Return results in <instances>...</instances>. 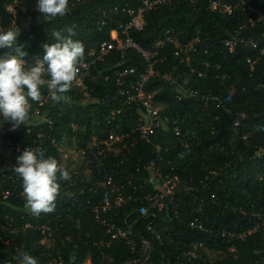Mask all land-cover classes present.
<instances>
[{"label": "trees", "instance_id": "obj_1", "mask_svg": "<svg viewBox=\"0 0 264 264\" xmlns=\"http://www.w3.org/2000/svg\"><path fill=\"white\" fill-rule=\"evenodd\" d=\"M12 1L14 0H0V25L10 24L12 17L6 11V5ZM116 3L135 6L138 0H81L68 6L69 12L66 15L49 20L39 18L36 12L20 11L13 24V27L19 28L17 44L24 46V50L29 53L26 58L32 61L34 56H42L43 43L55 42L53 30L67 34L66 29L71 27L75 32L73 38L88 46L98 37H108L110 26L97 28L94 23L101 8ZM254 4L259 9H264V0H256ZM22 15L26 21L25 27L21 26ZM245 15V12H237L232 16H222L208 10L206 0H195L194 3L190 0H173L167 6L144 14L145 27L141 31L133 32L134 39L142 47H150L167 29L175 30L181 38H190L196 32L206 36L203 45L213 46L207 53L197 55L192 65L202 70L208 63L205 68L207 74L194 84L220 94L231 110L226 113L211 102L204 105L199 99L177 101L172 87L162 79L152 81L150 88L157 90L154 99L166 104L165 112L173 118L177 117L182 129H196L198 138L192 140L188 148L178 149L172 130L160 129L157 131L155 143L138 142L131 154L113 155L103 166L112 168V175L119 182L131 179L132 184L142 182L150 190L152 185L148 181V172L141 168L137 171L136 168L156 156L155 146L158 145L162 157L161 168L169 170L172 166L183 181L191 177L196 190L176 194L175 200L179 204L177 217L168 203L153 217L150 214L153 209L148 214H142L147 206L142 203H130L117 214L107 215L123 228L133 226L137 249L134 252L119 238L109 246L92 244L93 239L102 238L105 233L104 227L95 220L87 203V200L96 202L100 198L98 195L101 188L94 189L91 186L93 178L82 182L86 190L77 200L59 193L55 211L50 214L41 213L34 220L54 224L61 233L73 236V241L62 245L66 264H82L88 256L92 264H133L141 258V239L147 241L149 249L145 260L138 264H264V227H258L242 239L231 240L209 236L186 226L188 218L195 215L210 228L245 232L256 223V218L249 212L264 202V152L260 153L264 148V58L250 71L246 59L255 56L252 49L239 45L235 51L228 52L219 45L221 40L234 33ZM263 29L261 24H257L255 27L247 26L242 33L252 36L259 44H264ZM168 60L172 65L171 59ZM139 62L138 56L133 54L125 64ZM216 65L219 68L215 69ZM222 72H226L228 77L217 76ZM92 84L95 86L91 92L92 98L112 94L116 89L114 81L95 79ZM100 107L92 103L63 106L64 124L67 125L68 121L76 124L75 131L64 130L66 135H81L83 132L82 137L86 139L96 127L123 131L132 125V121L118 118L107 124L106 119L100 117L99 126H96L92 122L93 115L97 117L105 114L103 109L99 113ZM237 120L239 123L235 125ZM200 179L202 183H199ZM212 194L214 197H211ZM241 207L247 212H240ZM14 211L21 214L10 203L0 202V216L6 213L15 215ZM149 221L152 223L153 232L145 227ZM38 237V234L33 233L31 239ZM195 240L203 241L216 251L212 261L209 262L207 255H203L204 261L181 257V252ZM231 247L234 251L229 250Z\"/></svg>", "mask_w": 264, "mask_h": 264}, {"label": "built area", "instance_id": "obj_2", "mask_svg": "<svg viewBox=\"0 0 264 264\" xmlns=\"http://www.w3.org/2000/svg\"><path fill=\"white\" fill-rule=\"evenodd\" d=\"M80 1H70L68 6ZM172 1L138 0L135 6L116 3L101 8L94 24L97 28L110 26L108 37H98L85 46L83 61L85 66L81 68L80 75L71 91L65 93L61 101L56 102L50 99L46 88L42 89V100L29 101L31 104L29 120L26 125L22 124L16 130H11V122L4 121L0 116V202L10 203L13 209L21 211V214L14 211L15 215L6 213L0 216V264H17L21 252L33 255L38 259L39 264H66L62 245L73 241V236L61 233L58 226L34 220L35 215L25 206L22 180L13 169L17 164V157L28 147L43 149L46 156L55 157L58 163L69 171L70 180L61 181L59 190V193L66 195L67 198L77 200V197L84 194L86 190L82 182L91 178H93L91 186L94 189L101 188L98 195L100 198L96 202L87 200L93 217L105 230L104 237L92 240L93 245L109 246L119 238L124 240L132 252L136 251L133 226L123 228L107 215L117 214L130 203H142L147 205L142 210V214H148L153 209L150 213L153 217L168 203L172 213L177 217L179 204L175 200L176 194L196 190L191 177L183 181L182 177L174 172L172 166L169 170L161 168L162 157L158 145L155 146L156 156L136 168L137 171L141 168L148 172V181L152 185L150 190L145 188L142 182L132 184L131 179H123L119 182L112 175V168L103 166L113 155L131 154L138 142L155 143L157 131L160 129L172 130L178 142V149L188 148L190 142L198 138L196 129H182L177 117L173 118L165 112L166 104L154 99L157 90L151 89L150 85L156 79H162L173 88L177 101L199 99L204 105L211 102L216 108H221L226 113L231 110L220 94L194 84L207 74L205 68L208 67V63L202 70L192 65L197 55L207 53L213 46L212 44L203 45L206 36L196 32L190 38H181L175 30L167 29L148 48L142 47L134 39L133 32L143 30L146 25L144 14L167 6ZM194 1L190 0L191 3ZM255 1L206 0L207 9L222 16L245 12V17L234 33L221 40L219 45L228 52L235 51L239 45L252 49L255 56L246 59L250 71L255 68L261 58H264V44H259L252 36L242 33L247 26L255 27L261 24L264 28V9H259L254 4ZM6 11L11 15L12 20L8 26L0 25V28L7 29L13 26L20 11L36 12L39 18H44L37 10L36 2L22 3L14 0L6 5ZM21 17L23 18L24 15ZM262 36L264 37V29ZM7 51L0 49V55ZM133 54L138 56L140 62L125 64V61ZM169 58L172 65L169 63ZM24 59L28 60L26 57ZM102 65L103 68H100ZM217 68L219 65L215 66V69ZM217 76L228 77L226 72ZM95 79L104 82L114 81L115 91L100 98H92L91 92L95 89L92 81ZM73 103H92L101 106L99 113L103 109L105 114L97 115V117L93 115L92 122L96 126H99L98 118L100 117L105 118L107 124L113 123L118 118L132 121V125L123 131L96 127L86 139L82 137L83 132L81 135L76 133L66 135L64 130L75 131L76 124L69 121L67 125L64 124L62 108L65 105L71 106ZM238 123V120L234 122L235 125ZM242 138L246 139L245 136ZM262 152L264 148L260 150V153ZM73 175L74 178L71 179ZM199 183H202V179ZM211 197L214 195L212 194ZM239 211L247 212L243 207ZM249 213L256 218V223L245 232L237 233L224 228H210L195 215L188 218L186 226L209 236L215 235L231 240L242 239L258 227H264V202ZM145 227L153 232L150 221ZM33 233L38 234L39 237L31 239ZM148 249L147 241L141 239V257L145 252V258L147 257ZM229 250L234 251V248L231 247ZM215 253L216 251L203 241L195 240L181 252V257L186 260L204 261L203 255H207L210 262ZM140 259L133 264L143 261ZM82 264H92L90 256Z\"/></svg>", "mask_w": 264, "mask_h": 264}, {"label": "clouds", "instance_id": "obj_3", "mask_svg": "<svg viewBox=\"0 0 264 264\" xmlns=\"http://www.w3.org/2000/svg\"><path fill=\"white\" fill-rule=\"evenodd\" d=\"M69 0H37V10L46 20L64 16L69 12ZM67 34L53 30L55 42L42 44V56L32 62L24 58L29 53L17 44L19 28H0V48L8 51L0 55V116L11 122V130L27 123L30 117L29 101L40 102L42 89L50 99L59 102L71 91L80 75L85 56V46L74 39L73 28ZM13 171L22 180L26 208L35 216L53 213L61 181L70 180L69 171L53 156H46L43 149L28 147L17 157ZM17 264H39L33 255L19 253Z\"/></svg>", "mask_w": 264, "mask_h": 264}, {"label": "rangeland", "instance_id": "obj_4", "mask_svg": "<svg viewBox=\"0 0 264 264\" xmlns=\"http://www.w3.org/2000/svg\"><path fill=\"white\" fill-rule=\"evenodd\" d=\"M20 21H21V26L25 27L26 26V21H24V18L21 17Z\"/></svg>", "mask_w": 264, "mask_h": 264}, {"label": "water", "instance_id": "obj_5", "mask_svg": "<svg viewBox=\"0 0 264 264\" xmlns=\"http://www.w3.org/2000/svg\"><path fill=\"white\" fill-rule=\"evenodd\" d=\"M145 255H146V252H145V254L141 257L140 260H143V259L145 258Z\"/></svg>", "mask_w": 264, "mask_h": 264}]
</instances>
